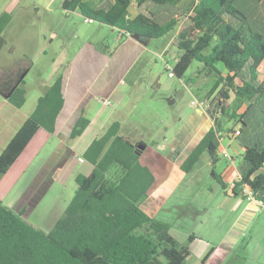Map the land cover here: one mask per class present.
<instances>
[{
  "label": "trees",
  "instance_id": "16d2710c",
  "mask_svg": "<svg viewBox=\"0 0 264 264\" xmlns=\"http://www.w3.org/2000/svg\"><path fill=\"white\" fill-rule=\"evenodd\" d=\"M132 1L63 0L62 9H78L89 21L150 39L161 38L176 27L179 54L172 73L182 77L196 60L201 64L198 73L215 76L206 99L213 107L219 103V108L211 119L213 125L181 163V169L188 173L204 154L215 161L223 128L219 114L241 124L226 131L227 135L236 131L239 135L248 125L244 117L251 106H260L264 112V34L250 25L236 0H190L184 13L179 11L181 0H135L138 9L152 1L172 12L174 16L164 22L155 21L151 11L130 16ZM257 1L264 17V0ZM249 14L255 17V8ZM11 18L9 12L0 13V50L6 44L3 31ZM23 71L1 78L0 91L7 94ZM24 82L21 79L7 98L17 108L26 100ZM63 105L60 75L37 98L31 113L1 151L0 175L9 170L38 129L54 132ZM84 113L82 109L74 121L70 141L88 126L90 120ZM138 144L147 146L122 135L118 121L108 124L84 150L82 157L92 168L87 174H77L74 194L48 232L0 200V264H187L189 244H180L166 221L140 205L155 176L141 162L144 150ZM241 145L240 177L231 185L219 175L216 179L230 196L243 197L242 189L248 186L264 205V130L250 144ZM193 238L189 236L188 241ZM211 251L200 264H207Z\"/></svg>",
  "mask_w": 264,
  "mask_h": 264
},
{
  "label": "rangeland",
  "instance_id": "374dc122",
  "mask_svg": "<svg viewBox=\"0 0 264 264\" xmlns=\"http://www.w3.org/2000/svg\"><path fill=\"white\" fill-rule=\"evenodd\" d=\"M62 1L19 0L11 10L9 8L11 0H0V13L9 12L12 16L3 31L6 44L0 50V79L5 75L7 77L8 68H12L16 63L27 62L30 65L23 84L26 92L23 107L28 112L33 110L37 98L42 94V88L51 84L66 70L65 65L73 60L74 55L78 50L83 49V45L88 40L98 45L101 50L109 44L111 51L114 52L125 39L123 37L118 41V31L107 25L89 21L76 11L62 10ZM189 2L190 0H181L178 5L179 11L184 13ZM257 2V0H236L235 4L248 15L250 25L264 34V17ZM254 8L256 16L251 17L249 13ZM135 9L136 1L133 0L129 7L130 14ZM137 11L145 14L151 11L153 14L149 16L158 22H164L174 16L172 12L157 6L152 1H147ZM176 32L175 27L161 38L147 39L149 42L145 51L132 58L134 62L131 60L128 64L126 58L120 63L117 62L120 57H125L119 55L123 53L121 47L117 48L118 54L112 59L116 62L119 74L127 75L118 83L117 87L120 91L118 97L115 95L107 98L110 104H105L100 96L87 100L84 115L93 121L95 126L97 113L98 126L106 119L119 120L122 122L120 129L122 135L128 136L133 141L142 140L153 150L160 151L166 142L176 138L185 125L187 126L184 135L190 136L192 132L189 126L190 120L197 121L202 126L198 136L193 137L194 142L213 125L210 118L198 114L197 111L201 109V102H207L206 95L215 81V76L198 73L197 68L201 64L196 60L192 61L182 77L172 74L179 54L175 45ZM170 39L172 43L165 47ZM121 66H125L123 68V70L126 68L125 72L120 71ZM120 98L122 103L118 105L116 102ZM218 116L222 118L223 128L220 130L222 138L215 161L206 154L202 155L192 170L179 178L175 186L167 192L154 215L168 223L169 231L180 244H189L191 254L188 262L195 261L196 253L193 254V251L204 246L207 238L219 240L227 231L231 219L236 217L240 210V207L236 206L238 199L226 195L216 175L223 176L224 171L229 172L228 161L231 157L238 166L241 162L238 151L239 147L242 149L241 143L250 144L254 139L259 138L264 130V112L260 106H251L247 110L244 119L248 125L243 127L239 135L238 132L227 135L226 131L230 127L237 129L241 124H235L234 120H227L220 114ZM98 128L89 127L76 144L78 145L79 142L82 145L87 142L96 132L98 133ZM50 147L49 140L39 144L38 151L29 158L33 160L32 164L24 174L16 172L10 176L8 183L21 178L22 181L16 185V188H21L33 175L35 167L45 158ZM149 151L144 152L143 157L151 158L153 152ZM85 164L91 169V163L85 162ZM77 166L75 164L74 169ZM2 184L5 186L4 181ZM16 188L11 191L9 200L14 199L18 192ZM75 189L76 183L71 177L63 182L56 181L43 194L35 211L26 220L42 231L48 232L69 203ZM245 200L241 201L246 202ZM258 209L263 210L264 207L258 206ZM262 216L264 217V213ZM262 216L254 217L255 222L244 234H241L226 264H240L243 261L240 254L245 251V244L248 242L252 249L260 247L264 250V225L258 223ZM257 228L259 230H255ZM252 230H255L254 239L250 241L249 231ZM189 236H193L195 240L189 242ZM258 242H260L259 247L256 244Z\"/></svg>",
  "mask_w": 264,
  "mask_h": 264
},
{
  "label": "crops",
  "instance_id": "0c3cea01",
  "mask_svg": "<svg viewBox=\"0 0 264 264\" xmlns=\"http://www.w3.org/2000/svg\"><path fill=\"white\" fill-rule=\"evenodd\" d=\"M11 1L12 2L11 5H9V8L12 10L13 6L19 0ZM135 10L131 14L129 12V15L134 16L138 13L137 10L139 9L137 8V5ZM73 11H76V13L81 15L78 9ZM113 29L118 31L116 28ZM118 33V41H121L123 37L125 39L118 45V47L115 48L114 52L111 51L109 44L108 46H105V49L101 50L98 48V45L93 44L88 40L83 45V49L78 50V52L74 55L73 60H70V62L65 65L66 70L61 74L64 105L57 117L56 128L54 132L50 133L42 128L38 129L34 137L30 140L16 161L11 165L9 170L0 177V200L9 206L14 212L20 213L24 219H27L28 216L35 211L36 206L39 204L43 194H45L49 187L56 181L61 180L63 182L68 177H71L75 180L77 174H87L90 172V167L85 164V162L88 161L83 159L82 154L88 144L95 137L100 135L108 124H110L112 121H118L121 129L122 122L119 120L109 121L106 119L101 121L98 126L97 113L96 126L93 124L94 122L89 119L90 122L83 133L75 140H69V134L74 121L79 116L81 110H85L88 99L94 97L98 98V96L101 97V100L103 98L107 99L115 95L118 97L120 92L117 87L118 83L121 82L127 75L119 74L116 62L114 59H112L115 54H118V49L121 47L123 53H120L119 55L125 57H120L117 62L120 63L121 60L126 58L128 59V64L131 60H133L132 58L145 51L147 42H149L146 39V42L142 43L136 38L132 37V35L122 33L120 31H118ZM169 43H172L171 39L165 44V47ZM124 67L125 66H121L120 71H122ZM29 68L30 65H28L27 62H19L14 64L12 68L9 67L7 74H17L19 70L23 71L24 69H26L27 74ZM48 85L42 88V93L45 91ZM3 94L5 93L0 91V153L18 130V128L23 124L27 116L31 113L28 112V110H26L23 106L20 108L13 106ZM116 103L118 105L122 103V98H120ZM108 104H110V102ZM197 112L198 114H204L210 118V116L206 114V109L204 110L201 108L198 109ZM186 126L187 125L183 127L174 140L166 142L160 148V151L155 149L153 150L151 147L146 146L140 155L141 162L147 165L155 176L154 183L149 190L148 196L141 202L140 205L145 211L153 216L155 215L156 210L160 208L162 204L161 200L165 197L167 192L175 186L179 178L184 177L186 174V172H184L180 167L181 163L184 161L186 156L199 141V139L203 136V134L209 129L207 128L204 133L194 142L193 137L198 136L197 134L202 126L197 123V121L190 120L189 126L191 128L190 130L192 131L189 136L190 138L185 137L184 135ZM89 127H99L98 133L96 132L87 142H84L82 145L77 142V145L76 141H79L81 136L84 135L85 131ZM100 129L103 131H99ZM48 140L51 145L49 151L40 164L35 167V170L32 173L33 175H31L29 179L23 183L22 187L16 188V185L22 181L21 178L19 180L16 179L12 183H8V181L10 182V176H12L14 173L20 172L21 174H24L26 169L30 164H32L33 161L29 160V158H31L38 151L39 144L42 142H47ZM149 150H152L153 154L151 155V158L147 159L143 157V153ZM238 151L239 153L241 152L240 147ZM231 159L232 160L228 161L229 172L226 173L224 171L225 175H220V177L228 185L234 177L240 175L234 158L231 157ZM75 164L78 166L74 169ZM3 181L5 182V186L2 184ZM14 188H16L18 192L15 194L14 199L9 200L8 197ZM226 195L228 197L238 199L236 206L240 207V210L238 211L236 217L231 219V223H229L227 231L220 237V239L214 241V238L213 240H209L207 238L205 242L206 244L204 246L201 248L198 247L197 250L193 251V254L194 252L196 253L195 261L188 262V257L186 261L187 264H200L202 257L211 248L212 251L207 258V264H226V261L228 262L230 259V255L234 252L235 246L241 234H244L246 229L255 222L254 217L257 216L260 218L263 215L264 209H258L256 204L250 203L247 200H245L246 202L241 201L245 198L241 196ZM258 223L264 225L263 216ZM255 230H259V228ZM254 231H249L250 241L251 239H254ZM170 233L172 234L171 231ZM256 244L258 247L260 246V242ZM245 245V251L240 254L243 258V261H241L240 264H264L263 248L259 247L257 249H252V246L249 242Z\"/></svg>",
  "mask_w": 264,
  "mask_h": 264
},
{
  "label": "water",
  "instance_id": "95a60500",
  "mask_svg": "<svg viewBox=\"0 0 264 264\" xmlns=\"http://www.w3.org/2000/svg\"><path fill=\"white\" fill-rule=\"evenodd\" d=\"M132 37L136 38L137 40H139L142 43L146 42V39H149V38H144V37H142V36H140L138 34H132ZM25 74H26V70H24L20 74L18 80L15 82V84L10 89V91L7 94H3L6 98H8L10 96L11 92L17 87V85L20 83V80L24 78ZM218 108H219V103L217 104V107H213V103H211V104H209L206 107V114L209 115L210 118H212L213 113H215L218 110ZM137 146H138L139 149H144L145 148V145H142V144H138ZM136 153L137 154H140V152L138 150H136ZM212 174H214L213 171H212Z\"/></svg>",
  "mask_w": 264,
  "mask_h": 264
},
{
  "label": "built area",
  "instance_id": "2783aa9c",
  "mask_svg": "<svg viewBox=\"0 0 264 264\" xmlns=\"http://www.w3.org/2000/svg\"><path fill=\"white\" fill-rule=\"evenodd\" d=\"M172 74H173V73H172ZM102 100H103V102L106 103V104L109 103L108 100H107L106 98H103ZM208 105H209L208 102L205 101V102H201L200 107H201L202 109L205 110L206 107H207ZM236 132H238V131H236ZM231 160H232V159H231ZM239 177H240V175H237L236 177H234V178L230 181V185L233 184V182H234L235 180H237ZM242 196H243V198H245L248 202H250V203H254V204H256L257 206H262V207H264V205L262 204V202L254 197V195L252 194L251 189H250L248 186H245V187L242 189Z\"/></svg>",
  "mask_w": 264,
  "mask_h": 264
}]
</instances>
